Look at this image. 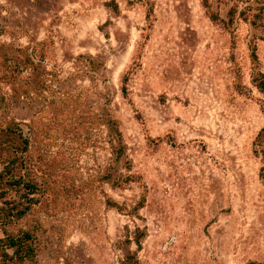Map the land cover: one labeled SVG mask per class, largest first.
<instances>
[{
	"label": "rangeland",
	"instance_id": "rangeland-1",
	"mask_svg": "<svg viewBox=\"0 0 264 264\" xmlns=\"http://www.w3.org/2000/svg\"><path fill=\"white\" fill-rule=\"evenodd\" d=\"M207 3L0 0V264H264V0Z\"/></svg>",
	"mask_w": 264,
	"mask_h": 264
},
{
	"label": "trees",
	"instance_id": "trees-1",
	"mask_svg": "<svg viewBox=\"0 0 264 264\" xmlns=\"http://www.w3.org/2000/svg\"><path fill=\"white\" fill-rule=\"evenodd\" d=\"M204 2V7H208V3L207 0H203ZM229 21L231 22L232 20V16H233V10L229 11ZM212 20H215L217 18V16L215 14H211L210 15ZM251 58L253 61L257 60V55H256V49L253 46L251 49ZM126 81L127 78H124V83L122 85L121 91L124 95H126L127 93V88H126ZM252 81L254 83V85H256L257 88H259L260 90H264V73L263 72H257L254 73L252 75ZM108 123V122H106ZM110 136H111V143H112V150L113 153L116 156L117 162L119 163L122 159V156L124 155V149H125V145H124V141H123V137H122V133L119 127V123L117 119H111L110 121ZM264 142V127H262L260 129V131L258 132L257 136H256V144H258V146H261ZM260 150L263 151V149L261 148ZM16 165L11 163V160L8 161V163H5L2 166V169L0 170V187L5 184V185H20L23 184V186L25 188H32V184L29 181H23L21 177L16 179ZM6 174L7 178L4 179L3 175ZM260 178L264 181V166L261 167L260 169ZM128 179H121V182L118 183L122 184L127 182ZM10 209H5L3 208V206H0V228L5 225V223L7 222V220L10 218L11 213H10ZM10 220V219H9ZM21 238H13V237H8L5 239V245L7 246V248H15L14 251H20L22 252V255L20 256H25L26 254H28V250L30 251V248H26V246L21 242ZM2 240L0 238V246H2ZM138 246H140L139 241H136ZM248 264H257L254 262H250Z\"/></svg>",
	"mask_w": 264,
	"mask_h": 264
}]
</instances>
